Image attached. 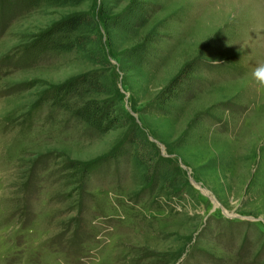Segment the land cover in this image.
I'll return each mask as SVG.
<instances>
[{
	"label": "rangeland",
	"instance_id": "374dc122",
	"mask_svg": "<svg viewBox=\"0 0 264 264\" xmlns=\"http://www.w3.org/2000/svg\"><path fill=\"white\" fill-rule=\"evenodd\" d=\"M79 12L95 19L86 34L103 64L76 51L9 64L17 45ZM192 60L184 95L158 99ZM91 71L122 126L86 136L42 94ZM261 81L264 0H84L18 15L0 32V264H264ZM133 125L154 151L143 163L158 153L180 186L144 183L119 154Z\"/></svg>",
	"mask_w": 264,
	"mask_h": 264
},
{
	"label": "trees",
	"instance_id": "16d2710c",
	"mask_svg": "<svg viewBox=\"0 0 264 264\" xmlns=\"http://www.w3.org/2000/svg\"><path fill=\"white\" fill-rule=\"evenodd\" d=\"M84 0H0V32L18 15L39 7L43 3L55 5H77ZM132 17L137 19L146 11L138 4L131 8ZM95 19L88 12L71 14L56 21L50 27L40 33L31 35L29 41L17 45L6 59L15 68H23L39 63L45 55H61L71 51L81 52L83 57L91 62L103 64L105 58L103 52L92 46L93 39L89 33L95 29ZM197 61L185 63L181 71L164 87L158 99L178 98L184 95L188 88L190 77L195 71ZM183 76V77H181ZM186 83V85H185ZM92 94H103L104 98H86ZM114 91L105 84L99 74L94 71L83 72L71 77L59 84L49 86L42 94V101L48 102L53 108L64 111L69 119L79 125L86 136L104 134L122 126L121 118L115 111L114 102L111 98ZM123 145L119 146V154L129 152V156L138 170L140 178L146 184H174L180 186L182 175L178 168L169 165L165 159H159L158 153L154 156L151 167L143 163V150H149V144L137 125H133L127 132ZM123 149V150H122ZM154 151L149 150L150 157ZM131 154V155H130ZM151 158V159H153ZM102 158L82 163L79 172L83 175L91 172L99 166ZM151 160L150 158H146ZM66 169L73 170L78 167L69 163ZM187 181L185 180V184ZM171 186V185H170Z\"/></svg>",
	"mask_w": 264,
	"mask_h": 264
},
{
	"label": "clouds",
	"instance_id": "9594fccd",
	"mask_svg": "<svg viewBox=\"0 0 264 264\" xmlns=\"http://www.w3.org/2000/svg\"><path fill=\"white\" fill-rule=\"evenodd\" d=\"M261 84L264 85V81H261Z\"/></svg>",
	"mask_w": 264,
	"mask_h": 264
}]
</instances>
